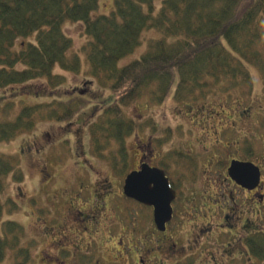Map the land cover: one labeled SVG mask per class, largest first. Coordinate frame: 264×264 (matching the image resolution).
<instances>
[{"label":"rangeland","instance_id":"374dc122","mask_svg":"<svg viewBox=\"0 0 264 264\" xmlns=\"http://www.w3.org/2000/svg\"><path fill=\"white\" fill-rule=\"evenodd\" d=\"M113 8L114 0H101L97 14H108ZM65 30L74 40V50H78L87 39L83 26L68 24ZM161 38V34L156 30L146 32L142 46L134 54L121 60L120 65L140 59L148 50L150 41ZM262 49V59L264 60V47ZM245 66L250 71L254 86L252 90L242 88L243 92L241 88H238L239 86L229 87L226 92H224L225 89L218 90L215 92L216 94L211 93L201 99L202 103L190 107L179 105L173 100L171 96L175 90L171 92L172 95L164 104L149 106L148 102H152L151 97L154 90L145 88L143 96L135 103L132 105L121 104L124 117L127 120L134 119L138 124H141L138 126V130L145 132L141 138L135 133L129 136V132H125L128 128L124 129L123 126L119 131L114 127L113 134L99 137L105 134L103 131L105 122L101 121L105 115L101 114V109L95 110L96 101L102 105L100 101L112 96V92L99 87L98 83L85 71L74 73L58 68L56 70L67 79L63 87V94L73 96V93H69L67 90H78V94H86V97L89 91L92 95L88 98L93 102L91 101V104L84 108L78 116L66 121L59 122L55 119L53 109L59 102H56L55 105L49 103L57 97L53 93L42 92L43 81L30 82L19 87L0 88V123L15 121L25 108H34L32 115L29 116L31 123L28 125L30 126L25 125V129H20L10 140L0 141V153L16 156L21 162L20 168L24 175L22 181L17 182L13 176H10L12 178L9 177V181H6L1 202L4 205V219L16 221L25 227L26 236L23 245L31 248L32 261L30 264L59 263L55 257L61 254V249L65 247L64 244L69 241L65 237L66 235L70 240H77V242L81 238L80 246L85 244L84 251L91 253V259L94 262L91 264H139L137 255L132 254L128 259L126 255L121 254L123 247L118 236H123L125 232L117 218V213L122 214V212L115 200L109 201L110 209L107 215L101 219L95 236L98 243L91 251L85 247L86 242L90 239L88 234L85 235L86 229L83 228L90 225L88 221L79 222L81 223L80 233H76L79 229L78 226L70 224V222L73 224L78 222L73 221L72 216H69L67 224L69 231L64 230L61 226L63 220L66 222L67 215L72 212L71 209L77 212L87 206L86 193L91 196L90 193L95 183L96 187L102 189L103 187L100 185L109 184L110 180L116 192L120 193L122 191V173L137 167L143 148L148 152L146 155L150 159L153 158L155 164L172 162L173 172L184 179L186 198L196 199L191 202L186 199L184 202L185 207L182 213L187 211L186 218H189L190 214H196L197 210L202 209L206 212L205 209L208 208L211 211L207 213L214 217L211 218V221L213 227L216 228V223L221 221V218H218L219 215H223L224 209L228 210L224 205L227 203L226 197L230 199L229 204L234 203L233 200L240 202L241 197L243 198L241 190L234 183L225 181L226 165L222 167V164H219V161L225 156L223 153H228V157H226L228 160L231 158L244 159L241 158L243 157L240 153L241 149H247L246 146H255L254 150L258 151L256 162L264 168V73L255 62L250 63L249 61ZM79 88L83 90L79 91ZM77 93L75 96L78 95ZM100 114L102 118H100ZM90 122L103 125H98L97 136L94 139L92 137V143L94 140L95 144L94 151L97 154L95 158L87 157L89 161H86L85 157H75L73 149L69 146L75 147V136L77 135L80 144L83 147L86 144V149L92 151V143L87 129ZM147 122L151 123V131L153 128L157 129V135L149 133L150 126H147ZM78 128L81 131L76 133ZM166 132L169 135L166 136ZM69 133L73 134V139L69 144L65 140L66 143L63 145V138H66V134ZM56 142H61L59 148L56 146ZM144 145L148 147H144ZM78 151L81 156L79 149ZM98 152L103 153L99 154ZM188 158L190 164H187ZM199 162L201 167L197 165ZM199 167L201 178L197 179L198 177L190 172L194 170L197 173ZM103 178L105 179L102 180ZM202 193L208 194L207 200ZM217 193H219V197L217 196L218 205H216L217 201L212 198V195L216 196ZM83 195L85 198H81ZM41 208L47 210L48 213H40ZM132 209L136 213V215H132L134 216L132 221L136 223L140 221L142 214L140 209ZM263 210L264 206H262ZM200 212L205 214V212ZM143 214L149 219V212H143ZM260 219H262L261 230H263L262 214ZM151 226L150 220L148 227L151 228ZM185 226L187 231L180 232L179 238L186 240L194 227L190 223H186ZM1 229L0 223V231ZM216 232L219 231L215 230L212 234L214 235ZM78 236H80L79 239H77ZM260 237V243L264 245V235L262 234ZM132 243L133 241L130 244ZM65 248L73 250L72 247ZM8 254L13 255L12 253ZM11 255L2 264H14L21 260V258L18 259ZM69 256L63 255L61 260L70 259L71 263L79 260L78 264L90 262L86 258L82 259V254H76V252ZM246 264L252 263L248 261ZM257 264H264V260L261 259Z\"/></svg>","mask_w":264,"mask_h":264},{"label":"trees","instance_id":"16d2710c","mask_svg":"<svg viewBox=\"0 0 264 264\" xmlns=\"http://www.w3.org/2000/svg\"><path fill=\"white\" fill-rule=\"evenodd\" d=\"M100 5L101 0H0V88L43 81L42 92L57 97L49 103L59 102L53 111L61 122L88 107L92 101L88 96L92 95L75 96L78 90H67L73 96L63 94L67 79L56 70L85 71L99 87L112 92L100 101L105 105L101 119L105 134L101 138L121 126L128 128L125 132L129 136L145 134L138 130L141 124L124 117L120 106L135 103L145 88L154 90L149 106L164 104L175 90L171 96L175 102L193 107L218 90L226 92L237 86L241 91L252 90L245 66L249 61L257 63L264 73V0H114L110 13L97 14ZM68 24L84 28L87 39L78 50L66 33ZM152 30L162 38L150 41L140 59L120 65L142 46L144 34ZM33 109L27 107L15 121L0 123V141L10 140L25 125L30 126ZM146 124L150 134L157 135V129L151 131L150 122ZM98 125L103 124L90 126L93 139ZM92 144L94 154V140ZM20 164L18 157L0 153V264L11 255L8 253L21 258L14 264L32 261L31 248L23 245L25 227L4 220L1 202L10 176L22 181ZM259 257L264 259V253Z\"/></svg>","mask_w":264,"mask_h":264},{"label":"flooded vegetation","instance_id":"af4514ba","mask_svg":"<svg viewBox=\"0 0 264 264\" xmlns=\"http://www.w3.org/2000/svg\"><path fill=\"white\" fill-rule=\"evenodd\" d=\"M75 137L76 143H79L80 145L81 142L79 138L77 135ZM146 146L147 145H144V147ZM254 149L255 146L251 150L241 149L240 153L243 155L241 158L244 159L231 158L228 160V158H226L228 157V153H223V156H225L220 160L221 162L219 161V164H222V167H225L226 165L227 173L225 181L234 183L228 176V168L233 159L242 162H252L261 167L262 171L264 170V168L256 162L258 151ZM81 154L84 158L85 154H83V152ZM140 154L141 157L137 167L126 170L122 173V191H120V193L119 191L116 192V189L113 187L110 180L109 184L100 185V187H103L102 189L96 187L95 183V186L90 193L91 196L86 193L87 206L77 212L71 209L72 212L67 215L66 222L63 220L61 228L68 231L70 230L67 226L69 223V216H72L73 221H78L75 222L76 224L70 222L71 225L79 227L76 233H80L81 223L79 222H82L83 220L88 221L90 225L83 228L86 229L85 235L88 234V238L90 239L86 242L85 247L87 250L91 251V249H93L98 243L95 236L97 235L98 226L101 224V219L104 215H107L110 209L109 201L115 200L118 208L122 212V214L117 213V218L125 232L123 236H118L123 247L121 254L126 255V258L128 259L132 254L137 255L139 264H246L248 261L252 264H257L261 260L259 257L261 251L260 236L262 234L264 235V229L261 230L262 219H260V215L262 214L264 219V210L262 211V206H264V174L262 176V184H258L252 189L234 183L241 190L243 198L241 197L240 202L233 200L234 203L229 204L230 199L226 197L227 203H224V205L228 210L224 209L223 215H219L218 218H221V221L218 222L219 224L216 223V229L213 227V222L211 221V218L214 217L210 214L208 215L211 209H205L206 212L202 209L200 210L205 212V214H202L197 210V213L193 215L190 214L189 218H186L188 214L186 213L187 211L182 213L186 199H189L188 202H191L192 199L186 198V192L184 195H181V187L183 186L184 179L173 172L172 162L168 161L166 164L157 163V165L153 163V158L150 159L146 155L148 152L144 151V148ZM142 164H148L151 167L164 170L173 189L177 193L176 198L172 202V220L167 223L164 231L158 229L155 224L154 208L152 206L140 203L124 194V184L127 175L133 171L140 170ZM197 165L200 166V162L197 163ZM200 167L198 168L197 173L194 170L193 172H190L198 177L197 179L201 178V171H199ZM92 168L94 167L92 166ZM94 170L96 171L95 168ZM104 179L105 178L102 180ZM190 179H192V177H190ZM215 185H217V183H215ZM202 195H204L205 200L208 199L207 193H202ZM218 195L219 193H217L216 196L212 195L213 200L217 201L216 205H218ZM81 198H85L84 195L83 197L81 196ZM192 201H196V199ZM132 208L140 209L142 214V216H140V221H137L136 223L132 221L134 218L132 215H136ZM143 212H149V219L143 214ZM150 220L152 223L151 228L148 227V221ZM186 223H190L194 229L185 240L179 238V234L186 230ZM215 230H218L219 232H216L213 235L212 233ZM138 232L140 233L139 235ZM149 232L152 234H147ZM65 237L68 238L69 241H67L64 246L73 248L72 251L65 247L61 249L65 257H70L69 254L76 252V254H82V259L86 258V260H90V262L86 261L82 264L94 263L91 259V253L84 251L83 247L85 244L80 246V236L77 238H80L78 242L77 240H70L67 235ZM62 241L64 242V239H62ZM132 241L133 243L130 244ZM55 259L58 260V257H55ZM78 261L71 263L70 259L61 260L60 258L59 263L78 264Z\"/></svg>","mask_w":264,"mask_h":264},{"label":"water","instance_id":"95a60500","mask_svg":"<svg viewBox=\"0 0 264 264\" xmlns=\"http://www.w3.org/2000/svg\"><path fill=\"white\" fill-rule=\"evenodd\" d=\"M230 175L237 183L250 188L260 182V169L251 164L233 162ZM125 192L140 202L153 205L156 223L160 229H165L172 217L171 201L175 192L163 171L144 165L141 171L128 176Z\"/></svg>","mask_w":264,"mask_h":264}]
</instances>
